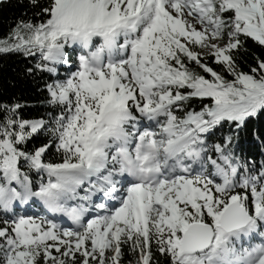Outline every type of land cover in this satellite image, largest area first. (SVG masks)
<instances>
[{"label": "snow or ice", "instance_id": "snow-or-ice-1", "mask_svg": "<svg viewBox=\"0 0 264 264\" xmlns=\"http://www.w3.org/2000/svg\"><path fill=\"white\" fill-rule=\"evenodd\" d=\"M29 5L0 54L51 111L0 103V264H264V160L234 146L264 113V55L241 66L264 0Z\"/></svg>", "mask_w": 264, "mask_h": 264}, {"label": "trees", "instance_id": "trees-1", "mask_svg": "<svg viewBox=\"0 0 264 264\" xmlns=\"http://www.w3.org/2000/svg\"><path fill=\"white\" fill-rule=\"evenodd\" d=\"M45 3L46 0H40ZM27 10L28 16L24 13ZM34 11L29 5V0H3L0 1V37L6 36L10 26L17 19H28ZM253 53L264 55V49L249 44V51L243 56L241 66L247 70L248 64L253 62ZM32 63L30 58L20 54H0V103L19 102L22 105L21 114L26 119H34L44 116L51 111V106L47 103V92L44 89V82L47 75H29L27 67ZM60 69L63 76L65 68ZM221 133L217 132L219 136ZM45 139V133L32 143L39 144ZM264 113L253 117L248 121L247 127L241 130L239 138L234 140L236 153L242 157L254 159L257 164L264 160ZM54 151V149H53ZM51 157V154H50ZM30 209H17L19 213L32 214ZM43 214V213H40Z\"/></svg>", "mask_w": 264, "mask_h": 264}, {"label": "rangeland", "instance_id": "rangeland-1", "mask_svg": "<svg viewBox=\"0 0 264 264\" xmlns=\"http://www.w3.org/2000/svg\"><path fill=\"white\" fill-rule=\"evenodd\" d=\"M0 1H3V0H0ZM74 70V69H73Z\"/></svg>", "mask_w": 264, "mask_h": 264}]
</instances>
